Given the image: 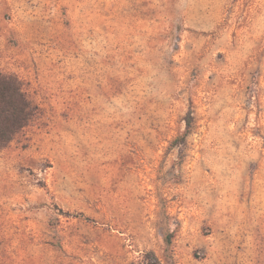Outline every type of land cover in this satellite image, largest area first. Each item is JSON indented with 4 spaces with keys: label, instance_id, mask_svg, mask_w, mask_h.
<instances>
[{
    "label": "rangeland",
    "instance_id": "obj_1",
    "mask_svg": "<svg viewBox=\"0 0 264 264\" xmlns=\"http://www.w3.org/2000/svg\"><path fill=\"white\" fill-rule=\"evenodd\" d=\"M0 73V264H264V0H0Z\"/></svg>",
    "mask_w": 264,
    "mask_h": 264
},
{
    "label": "trees",
    "instance_id": "obj_2",
    "mask_svg": "<svg viewBox=\"0 0 264 264\" xmlns=\"http://www.w3.org/2000/svg\"><path fill=\"white\" fill-rule=\"evenodd\" d=\"M34 114V108L17 77L0 73V148L5 146L22 130ZM190 113L186 116L187 130L176 142L183 140L191 126ZM70 214V213H68ZM173 234H167L168 243ZM154 264H160L154 260Z\"/></svg>",
    "mask_w": 264,
    "mask_h": 264
}]
</instances>
